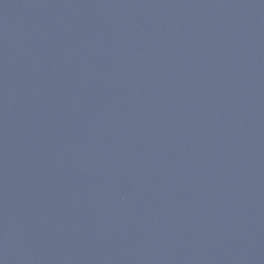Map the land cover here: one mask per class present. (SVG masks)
Masks as SVG:
<instances>
[{"label":"water","instance_id":"obj_1","mask_svg":"<svg viewBox=\"0 0 264 264\" xmlns=\"http://www.w3.org/2000/svg\"><path fill=\"white\" fill-rule=\"evenodd\" d=\"M0 264H264V0H0Z\"/></svg>","mask_w":264,"mask_h":264}]
</instances>
